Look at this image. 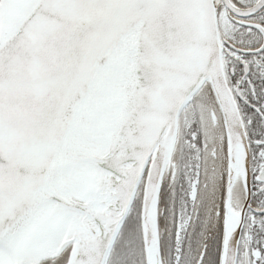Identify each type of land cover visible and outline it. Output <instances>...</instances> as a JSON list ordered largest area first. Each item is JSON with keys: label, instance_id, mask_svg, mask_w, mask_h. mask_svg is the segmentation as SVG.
Segmentation results:
<instances>
[{"label": "snow or ice", "instance_id": "1", "mask_svg": "<svg viewBox=\"0 0 264 264\" xmlns=\"http://www.w3.org/2000/svg\"><path fill=\"white\" fill-rule=\"evenodd\" d=\"M0 264H264V0H0Z\"/></svg>", "mask_w": 264, "mask_h": 264}]
</instances>
